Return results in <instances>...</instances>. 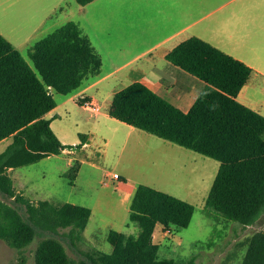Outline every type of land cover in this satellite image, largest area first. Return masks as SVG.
Returning <instances> with one entry per match:
<instances>
[{
  "label": "trees",
  "instance_id": "trees-1",
  "mask_svg": "<svg viewBox=\"0 0 264 264\" xmlns=\"http://www.w3.org/2000/svg\"><path fill=\"white\" fill-rule=\"evenodd\" d=\"M94 1L75 0L79 6ZM30 58L35 69L0 34V142L13 138L0 154V193L19 205L0 198V239L19 252L33 243L38 229L58 234L69 228V238L79 240L91 219L88 207L56 206L27 198L15 188L10 170L60 155L68 148L46 118L57 107L54 94L73 95L103 66L91 40L74 21L36 42ZM166 59L205 83L189 112L134 82L114 94L110 116L218 161L220 169L207 205L244 225L254 224L264 211V115L237 99L253 69L196 36L176 46ZM83 100L78 98L80 105ZM130 209V220L140 226V233L126 235L111 229L110 254L98 252L77 260L60 238L51 236L39 243L35 264H172L159 258L155 229L158 225L164 231L171 225L187 228L195 206L140 184ZM21 259L25 262V256ZM242 264H264V230L248 239Z\"/></svg>",
  "mask_w": 264,
  "mask_h": 264
},
{
  "label": "rangeland",
  "instance_id": "rangeland-1",
  "mask_svg": "<svg viewBox=\"0 0 264 264\" xmlns=\"http://www.w3.org/2000/svg\"><path fill=\"white\" fill-rule=\"evenodd\" d=\"M132 1L139 8L151 7L156 12L165 5L164 0ZM115 2L123 8L127 7V0H99L89 5L86 8L87 27L98 28L100 22L96 19L97 11L102 9V5L105 7ZM224 2H214L212 5L217 7ZM57 4L59 0H0V34L21 51L34 69L30 58L31 49L40 38L46 36H38L34 31ZM64 4L61 7L65 9L63 12L54 13L46 21L47 30L54 31L65 20H84L79 15L82 6L75 0H64ZM124 15L121 18L123 20ZM134 52L138 51L132 50L129 58ZM122 63L120 60L107 63L109 70H115L110 88L101 89L97 93L101 84L92 91L100 99L101 114H92L79 104L78 99H71L47 117L52 120L55 133L72 152L10 171L15 188L34 202L49 201L56 206L71 203L90 208L92 216L80 239L71 240L69 228L61 229L58 234L38 229L33 243L21 252L0 239V264H35L39 243L51 236L60 238L68 253L77 260H87L98 252L110 254L112 245L108 234L111 229L138 236L140 226L130 220V208L136 190L129 195L119 191L117 183L109 179L115 172L128 180L130 178L136 188L140 184L148 185L195 206L192 221L187 228L171 225L164 231L163 226L158 225L155 229L154 240L159 245V258L172 264H242L248 239L264 230V211L254 224L244 225L207 205V198L220 169V163L215 159L142 130L148 144V147H143V154L129 157V154H133L129 148L120 153L118 141L126 136L128 127L118 120H111L112 123L104 120V114L108 112L113 98L109 94L116 85H129L128 75L132 69L148 64L146 58H141L119 70ZM87 81L84 85L90 83ZM261 89H258V97L262 102L260 105L264 107V85H261ZM54 97L57 104H60L68 96L55 93ZM82 136L90 143L86 150L81 146L84 142ZM12 142V137L1 141L0 154ZM0 198L18 205L2 193ZM22 212L26 214L25 208ZM22 256H25V262L21 261Z\"/></svg>",
  "mask_w": 264,
  "mask_h": 264
},
{
  "label": "crops",
  "instance_id": "crops-1",
  "mask_svg": "<svg viewBox=\"0 0 264 264\" xmlns=\"http://www.w3.org/2000/svg\"><path fill=\"white\" fill-rule=\"evenodd\" d=\"M97 1L99 0L81 7L79 15L84 20L76 23L81 26L100 55L103 61L101 72L87 82L95 78L94 81L83 85L73 95L57 104V107L46 115V118L71 99L94 97L101 104L97 94L92 91L101 84L97 93L101 89L110 88L115 70L112 67V70H109L110 66L106 64L113 60H120L123 63L118 69L123 70L141 58H146L148 64L129 72V85L141 82L183 112H189L205 83L171 64L166 56L176 46L192 36L216 46L253 69L251 79L243 87L237 99L264 115V107L260 105L262 102L258 97V89L262 90L261 85H264V0H225L217 7L212 4L224 0H164L165 5L158 12L151 7L139 8L132 4V0H127L126 8L121 7V4L117 2L105 7L102 5V9L97 11L96 16L100 25L98 28L90 29L87 27L88 11L86 8ZM63 4L64 0H59V4L35 29L36 35L45 34L47 36L53 32L45 28L46 21L54 13L63 12L65 10L61 9ZM123 14H126L124 20L121 19ZM65 21L60 26L70 22V20ZM132 50L138 52H134L129 58ZM98 76L101 77L98 78ZM167 78L174 80L170 81ZM126 86L116 85L109 95L114 96ZM109 107L108 112L104 114V120L106 122L110 120L109 123H112L111 120L116 119L110 116ZM127 127L126 136L118 141L120 153L129 148V151L133 153L129 154V157L140 156L143 154V147H148V144L141 130L129 125ZM89 147L90 143L87 142L82 148L86 150ZM65 152L72 151L66 149L63 153ZM119 175L120 179H114L117 183L116 188L127 195L135 192L137 188L130 178L128 180L122 174Z\"/></svg>",
  "mask_w": 264,
  "mask_h": 264
},
{
  "label": "built area",
  "instance_id": "built-area-1",
  "mask_svg": "<svg viewBox=\"0 0 264 264\" xmlns=\"http://www.w3.org/2000/svg\"><path fill=\"white\" fill-rule=\"evenodd\" d=\"M82 106L85 110L91 112L92 114H100L102 111V106L99 103V101L94 98V97H90V98H84L83 102H82ZM110 180H116V179H120V175L118 173H114L113 175L109 176ZM106 185L109 184V182H105Z\"/></svg>",
  "mask_w": 264,
  "mask_h": 264
}]
</instances>
